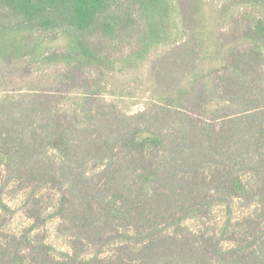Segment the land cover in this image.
<instances>
[{"label":"trees","instance_id":"trees-1","mask_svg":"<svg viewBox=\"0 0 264 264\" xmlns=\"http://www.w3.org/2000/svg\"><path fill=\"white\" fill-rule=\"evenodd\" d=\"M213 2L0 0V264H264V0Z\"/></svg>","mask_w":264,"mask_h":264},{"label":"rangeland","instance_id":"rangeland-1","mask_svg":"<svg viewBox=\"0 0 264 264\" xmlns=\"http://www.w3.org/2000/svg\"><path fill=\"white\" fill-rule=\"evenodd\" d=\"M209 4H214L213 0H208ZM47 71V67H43L41 69L40 75L44 76ZM145 80L141 79V84H146ZM110 84H135L133 82V78L131 76H115ZM122 104L131 111L138 110L141 108L142 104L138 101L124 99L122 100ZM53 197V196H51ZM23 193H12L8 191L6 195L3 196V202L7 204L13 211L12 213L0 211V222L1 219H4L3 226L1 227V231L9 232V233H18L24 227H26L30 222L26 219L21 210L22 202L24 201ZM222 214V210L218 209L215 212L217 216L215 220L210 224V227H215L216 222H219L220 215ZM57 220H50L47 226L43 229V233L46 235L47 242L54 246L58 251L64 250L68 251V240L66 237L59 234L58 231ZM189 227L197 229V222H189Z\"/></svg>","mask_w":264,"mask_h":264}]
</instances>
